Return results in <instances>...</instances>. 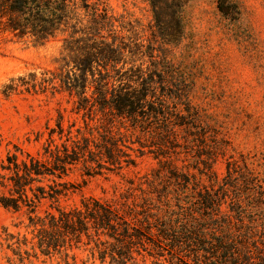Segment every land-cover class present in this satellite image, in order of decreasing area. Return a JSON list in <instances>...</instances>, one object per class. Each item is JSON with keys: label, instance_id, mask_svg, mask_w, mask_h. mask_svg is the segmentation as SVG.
Here are the masks:
<instances>
[{"label": "trees", "instance_id": "obj_1", "mask_svg": "<svg viewBox=\"0 0 264 264\" xmlns=\"http://www.w3.org/2000/svg\"><path fill=\"white\" fill-rule=\"evenodd\" d=\"M184 1L149 0L161 44L180 36ZM114 22L105 5L89 0H0L2 32L38 43L62 36L56 70L12 78L2 94L65 93L81 121L65 128L59 111L39 153L14 144L0 158V206L24 211L32 234V253L21 250L25 235L7 233L8 247L18 262L39 254L75 264L74 251L82 250L91 264H145L148 257L150 264H264L261 177L242 157L227 159L225 175L212 179L222 151L182 76ZM144 56L151 67H143ZM144 154L158 166L125 179L117 199L59 205L76 188L65 179L76 167L87 176L118 173Z\"/></svg>", "mask_w": 264, "mask_h": 264}, {"label": "rangeland", "instance_id": "obj_2", "mask_svg": "<svg viewBox=\"0 0 264 264\" xmlns=\"http://www.w3.org/2000/svg\"><path fill=\"white\" fill-rule=\"evenodd\" d=\"M89 1L105 5L119 34L141 43L145 53L164 54L182 76L190 104L213 128L222 151L212 165V179L218 182L225 175L227 159L243 157L264 185V0H185L180 10L181 34L168 44L160 43L149 0ZM220 2L223 11L218 8ZM61 51L60 34L38 43L33 38L0 30V158L14 144L32 154L39 153L47 127L55 126L59 111L63 114V127L71 121L76 126L81 124L79 116L70 112L72 99L65 93L2 94L3 86L12 78L56 70ZM143 61V67H151L148 56ZM157 166L156 159L144 154L134 166L118 173L87 176L76 167L65 178L76 188L59 205L68 208L88 197L115 200L125 179L149 175ZM200 179L204 184L212 182L204 175ZM46 208L44 205L40 212ZM226 208V204L221 207ZM7 233L25 235L28 243L21 250L32 253L26 213L0 206V264H58L55 257L39 254L18 262L8 247ZM74 252L75 264H91L88 251ZM168 257L165 254L159 259ZM151 260L148 257L145 264Z\"/></svg>", "mask_w": 264, "mask_h": 264}]
</instances>
